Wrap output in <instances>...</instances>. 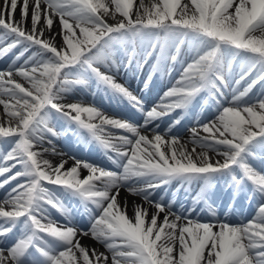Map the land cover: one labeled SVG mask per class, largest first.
Segmentation results:
<instances>
[{
    "label": "snow or ice",
    "instance_id": "snow-or-ice-1",
    "mask_svg": "<svg viewBox=\"0 0 264 264\" xmlns=\"http://www.w3.org/2000/svg\"><path fill=\"white\" fill-rule=\"evenodd\" d=\"M4 60L0 189L16 183L0 200V264H264V167L255 166L264 165V0H0ZM133 63L150 70L145 88L157 73L169 76L150 109L116 80ZM93 84L127 100L143 123L72 98ZM210 104L212 118L190 129L201 151L170 135L180 118L159 131L178 110ZM69 135L97 144L115 170L74 155L56 165L44 158L63 157L49 137ZM220 181L233 200L255 202L247 222L192 219L195 208L178 214L174 200L154 197L172 182L196 183L193 204H207ZM122 189L155 211L134 203L130 216ZM61 196L78 201L88 226L73 223L79 209ZM86 236L105 251L83 245Z\"/></svg>",
    "mask_w": 264,
    "mask_h": 264
},
{
    "label": "bare ground",
    "instance_id": "bare-ground-1",
    "mask_svg": "<svg viewBox=\"0 0 264 264\" xmlns=\"http://www.w3.org/2000/svg\"><path fill=\"white\" fill-rule=\"evenodd\" d=\"M137 3H139V0H137ZM59 27H60L59 21H57L53 27V31L54 32L59 31ZM57 39H59V38H57ZM132 66L137 69V72L140 75L139 84L143 88V92L145 94H148L147 90L150 93H155L160 89L158 92V95H160L167 86H170L169 85V79L166 81H163V79L161 80V78H162L161 74L157 73L156 75H154L152 77V83L147 88H145V81L149 77V71H150L149 68L144 67L142 69H138L135 64H132ZM124 69H125L124 67L120 68L121 71H123ZM165 77L169 78L168 75H165ZM260 90H261V87L257 86L254 89L252 96L255 97L260 92ZM205 106L207 108H205ZM205 106H203L202 108L197 107L195 109V111H190L188 113H183V112H180L178 110L177 113H182V116L187 118L186 120H184V118H183V120L180 124H182V126L186 128V127H188V125L190 123L193 125L196 124L199 126V123L208 122V120L212 118V115L215 112V105L210 104V105H205ZM0 112H2V106H0ZM134 113H135L134 114V120L136 121V123L142 124L143 123V114L137 110ZM157 123H159V125H160L159 131H161L162 133L168 129L169 125H171L168 117H166L165 119L163 118L162 120L158 121ZM191 128H193V127H189L183 131V130L179 129L178 125H175L172 127L170 135L179 137L180 142L183 145H185L189 150H191L193 147H196L197 152H199V151H201V149L192 143L193 135L190 131ZM142 131L147 133L149 130L142 129ZM150 131L155 132L156 131L155 127L152 126ZM114 135H121V134H116L114 132ZM200 135L203 136L205 134L201 131ZM72 137H74V136H72ZM92 145L94 147H97V144H95V143H93ZM43 147L50 148L51 145H49L47 142H45ZM55 149H56L57 153H64L65 155L63 157L61 155H59V157H58V156L53 155L51 152H48V153L44 154V158L50 160L53 165L58 164L62 158L63 159L68 158L69 159V156L67 155V153H65L60 146L55 145ZM209 155L213 156V153L209 152ZM81 156L82 155L80 153H76V155H75V157L79 158V159ZM214 158L219 159V157H215V156H214ZM71 164H72V161L69 160L68 166L70 167ZM255 166L258 169L264 167V165H261V163L258 160H257ZM114 170H115V166H114ZM83 175H87V172L86 171L82 172V176ZM15 183L16 182H13V184L7 185L6 193L11 187L15 186ZM138 186H140V185H138ZM195 186H196V183H193L190 186L184 185L183 187H181L179 183L172 182L171 184H169L167 186H162L160 188L155 189L154 190V197L156 200H160L161 198H163L166 203L168 201L174 200L175 203L173 206V211L179 214L180 210H181V205H183L185 209L194 208L193 207V205H194L193 204V198H192V189ZM5 195H4V197H5ZM119 199H120L122 204L125 202V200L127 201L128 214L130 216L132 215V206L134 203L135 204H142L143 203L145 207H148L149 216L151 215L152 212L155 211L154 207H149L146 203L143 202L142 197L131 195L126 190H123V189L121 190ZM211 201L214 203L213 209L215 210V213H216L215 217L207 210L201 211V209H200V211H199V210L195 209V212L192 213L191 218L196 219L197 217H199L202 221H212V222H215L216 220H227V222H231V223L235 224V223L247 222L248 219H251L255 215L254 212H250L252 207H246V205L244 203H238V202H241L240 199H237V206H242L241 211L239 209H237L236 207H234V209H236L235 212L232 211V213H230V214L228 212H226V209L231 205V202L234 200L232 199L231 190L226 187V185L223 183V181H220L218 186L214 187V189L212 190ZM250 206L256 207V204H251ZM164 215H165V213L160 214L159 222L163 221ZM185 215H187V213H185ZM81 243L85 246H88L89 248H96L101 252L105 251V248L100 243H98L97 241L92 239L90 236L82 238Z\"/></svg>",
    "mask_w": 264,
    "mask_h": 264
}]
</instances>
